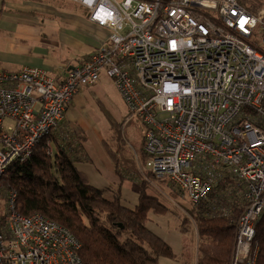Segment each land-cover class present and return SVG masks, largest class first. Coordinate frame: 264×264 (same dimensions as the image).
<instances>
[{
  "label": "built area",
  "instance_id": "obj_1",
  "mask_svg": "<svg viewBox=\"0 0 264 264\" xmlns=\"http://www.w3.org/2000/svg\"><path fill=\"white\" fill-rule=\"evenodd\" d=\"M65 1L109 38L60 79L38 67L0 68V176L58 128L81 87L104 75L127 106L123 127L135 120L143 129L142 170L194 206L220 180L240 183L245 206L231 264H255L264 210V8L250 13L240 0ZM15 195L0 211V264H83L68 230L18 214Z\"/></svg>",
  "mask_w": 264,
  "mask_h": 264
},
{
  "label": "trees",
  "instance_id": "obj_2",
  "mask_svg": "<svg viewBox=\"0 0 264 264\" xmlns=\"http://www.w3.org/2000/svg\"><path fill=\"white\" fill-rule=\"evenodd\" d=\"M240 2L250 13L264 5V0ZM104 114L113 143L102 141V145L113 163L115 185L98 188L89 183L75 166L78 155H84L81 144L86 138L75 129L66 134L65 124L60 123L32 148L26 160L11 163L0 176V211L7 194L14 191L15 211L26 216L38 213L68 230L80 245L83 264H159L161 258L174 259L171 246L148 226L150 210L165 213L168 207L151 191L154 175L141 172L147 159L143 129L135 121L141 133L137 162L124 144L122 121ZM133 177L138 178V189L131 205L123 198L122 185ZM244 206L240 183L225 179L206 200L187 210L182 223H189V217L195 226V264H231ZM251 248L256 250L255 264H264V210L255 224Z\"/></svg>",
  "mask_w": 264,
  "mask_h": 264
},
{
  "label": "crops",
  "instance_id": "obj_3",
  "mask_svg": "<svg viewBox=\"0 0 264 264\" xmlns=\"http://www.w3.org/2000/svg\"><path fill=\"white\" fill-rule=\"evenodd\" d=\"M109 35V29L90 21L86 10L71 2L66 4L50 0H0V68L5 70L32 66L42 68L55 79H60L75 59L86 57L104 44ZM103 80L110 81L101 75L97 83L80 88L67 106L61 124L76 121V115L71 114L72 109L76 102L82 101L80 94L84 95L87 91L90 99L96 101L104 118V111L115 118L95 96L96 93H101L98 84ZM113 87L117 90L114 85ZM78 158L75 163L78 170H85L94 179L100 177H96L98 171L94 163L89 164L84 155H78ZM105 163L111 171L110 180L117 182L111 159L109 158V162L105 160ZM134 195L131 205L136 202L137 195ZM123 198L131 200V197L124 195Z\"/></svg>",
  "mask_w": 264,
  "mask_h": 264
},
{
  "label": "rangeland",
  "instance_id": "obj_4",
  "mask_svg": "<svg viewBox=\"0 0 264 264\" xmlns=\"http://www.w3.org/2000/svg\"><path fill=\"white\" fill-rule=\"evenodd\" d=\"M262 8H264V5L259 9ZM98 87L101 93H96L95 96L116 119L121 120L123 123L124 116L127 114V106L121 95H119L117 90L113 87L112 82L103 80L98 84ZM88 94V91L86 94L84 93V95H82V93L80 94L82 101L75 103L74 108L72 107L73 109L71 113L76 115V121H73V123L71 122V124L70 122L69 124L68 122L65 123V131L66 134H69L75 129L80 132L82 137L85 136L86 139L84 144H81L84 157H87L89 164L94 163L98 171L96 177H98V175L100 177L94 179L85 170L82 173L91 185L103 188L117 183L116 181L113 182L110 180L112 177L110 176L111 171L108 170L105 163V160L109 162V156L106 155V150L102 145V141L107 142L109 145L113 143L111 137L112 132L108 128V122L106 118L102 116L96 101L90 99L91 96L89 95V97ZM121 129L124 144L133 155V151L137 150L140 146L141 133L139 125L134 120L131 123L126 124L124 127L122 124ZM134 159L136 160L135 157ZM137 182L138 178L135 179V177H133L125 183V186H123L122 193L124 197H131L132 200L125 199L126 203H133L134 194L138 189ZM150 185L152 187L151 191L160 197L161 201L164 202L168 209L165 213H155L150 210L148 213V226L155 231L156 234L162 237L171 246L175 253L174 259L161 258L159 264H195L197 242L195 226L189 217V223H186L185 226L182 223V218L188 216L187 210L193 205L186 197L181 195V193L166 182L164 183L152 178Z\"/></svg>",
  "mask_w": 264,
  "mask_h": 264
},
{
  "label": "bare ground",
  "instance_id": "obj_5",
  "mask_svg": "<svg viewBox=\"0 0 264 264\" xmlns=\"http://www.w3.org/2000/svg\"><path fill=\"white\" fill-rule=\"evenodd\" d=\"M80 59V58H79Z\"/></svg>",
  "mask_w": 264,
  "mask_h": 264
}]
</instances>
